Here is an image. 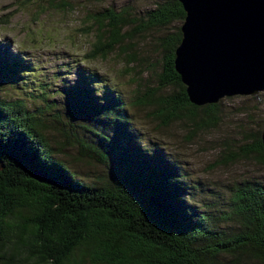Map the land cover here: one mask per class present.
<instances>
[{
	"label": "trees",
	"instance_id": "obj_1",
	"mask_svg": "<svg viewBox=\"0 0 264 264\" xmlns=\"http://www.w3.org/2000/svg\"><path fill=\"white\" fill-rule=\"evenodd\" d=\"M183 17L177 0H164L138 26L164 28ZM91 18L99 32L91 59L126 48L122 30L134 21L123 11L104 10ZM179 27L155 41L160 72L154 90L137 104L150 106L151 117L163 124L185 120L193 130L209 129L217 104H189L173 69ZM126 55L134 62V53ZM83 95L81 102L90 101V93ZM124 127L102 139L114 180L95 188L54 159L39 122L21 101L0 102V264H264L263 185L241 184L230 211L213 226L208 214L184 204L176 174L133 158ZM248 139L227 158L264 165L258 132Z\"/></svg>",
	"mask_w": 264,
	"mask_h": 264
},
{
	"label": "rangeland",
	"instance_id": "obj_2",
	"mask_svg": "<svg viewBox=\"0 0 264 264\" xmlns=\"http://www.w3.org/2000/svg\"><path fill=\"white\" fill-rule=\"evenodd\" d=\"M162 1L0 0V102L21 101L39 122L54 159L95 188L114 180L102 139L125 126L130 151L138 154L133 158L170 169L184 204L208 214L216 226L241 184L264 186V165L252 158H227L264 129V89L220 99L209 129L193 130L185 120L163 124L153 119L150 106L137 101L154 90L160 72L154 43L182 22L147 30L138 21ZM104 10L123 11L134 22L122 30L125 49L91 59L99 35L91 17ZM129 53H134L132 63ZM89 93L90 101L79 100Z\"/></svg>",
	"mask_w": 264,
	"mask_h": 264
},
{
	"label": "water",
	"instance_id": "obj_3",
	"mask_svg": "<svg viewBox=\"0 0 264 264\" xmlns=\"http://www.w3.org/2000/svg\"><path fill=\"white\" fill-rule=\"evenodd\" d=\"M184 17L173 69L189 104L264 89V0H177ZM260 142L264 150V129Z\"/></svg>",
	"mask_w": 264,
	"mask_h": 264
}]
</instances>
